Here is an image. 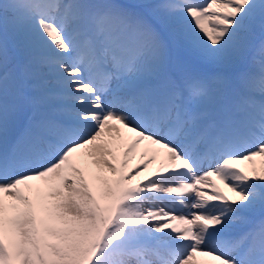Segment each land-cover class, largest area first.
Instances as JSON below:
<instances>
[{"label": "snow or ice", "instance_id": "snow-or-ice-1", "mask_svg": "<svg viewBox=\"0 0 264 264\" xmlns=\"http://www.w3.org/2000/svg\"><path fill=\"white\" fill-rule=\"evenodd\" d=\"M0 264H264V0H0Z\"/></svg>", "mask_w": 264, "mask_h": 264}, {"label": "bare ground", "instance_id": "bare-ground-1", "mask_svg": "<svg viewBox=\"0 0 264 264\" xmlns=\"http://www.w3.org/2000/svg\"><path fill=\"white\" fill-rule=\"evenodd\" d=\"M138 162L139 160L137 159V157L132 159V161L130 162V167L134 168Z\"/></svg>", "mask_w": 264, "mask_h": 264}, {"label": "rangeland", "instance_id": "rangeland-1", "mask_svg": "<svg viewBox=\"0 0 264 264\" xmlns=\"http://www.w3.org/2000/svg\"><path fill=\"white\" fill-rule=\"evenodd\" d=\"M136 157H137V159H138V160L140 159L138 155H137ZM131 161H132V160H131ZM152 167L154 168V167H155V165H153ZM150 170H151V169H150Z\"/></svg>", "mask_w": 264, "mask_h": 264}]
</instances>
